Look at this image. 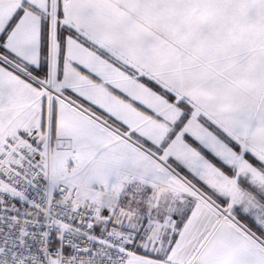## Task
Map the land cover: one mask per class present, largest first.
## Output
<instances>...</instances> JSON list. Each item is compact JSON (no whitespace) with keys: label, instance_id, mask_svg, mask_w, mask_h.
Returning <instances> with one entry per match:
<instances>
[{"label":"snow or ice","instance_id":"obj_1","mask_svg":"<svg viewBox=\"0 0 264 264\" xmlns=\"http://www.w3.org/2000/svg\"><path fill=\"white\" fill-rule=\"evenodd\" d=\"M0 264H264V0H0Z\"/></svg>","mask_w":264,"mask_h":264}]
</instances>
